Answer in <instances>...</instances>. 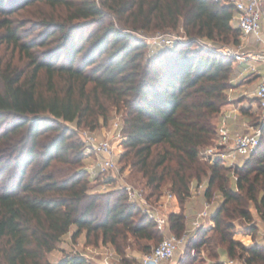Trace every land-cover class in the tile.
Wrapping results in <instances>:
<instances>
[{"label": "trees", "instance_id": "trees-1", "mask_svg": "<svg viewBox=\"0 0 264 264\" xmlns=\"http://www.w3.org/2000/svg\"><path fill=\"white\" fill-rule=\"evenodd\" d=\"M37 3L50 8L40 45L56 41L65 61H51L52 50L36 54L34 41H22L23 24L9 17ZM262 12L264 18V0ZM234 15L226 0H0V44L26 56L23 63L0 59V264H97L80 252L57 263L46 258L73 226L72 237L84 230L121 255L132 244L142 253L153 248L140 240L159 238L155 222L123 188L95 190L101 182L91 183L85 143L70 126L93 130L112 108L121 112L124 167L140 176L147 197L169 191L182 206L168 215L169 230L184 231L183 205L205 177V197L214 189L222 196L210 241L231 259L239 250L243 264H264L250 210L264 220V126L259 145L233 169L200 156L229 102L234 61L217 50L240 42ZM94 25L87 36L77 33ZM178 28L182 40L148 57L135 34ZM204 236L197 229L192 248L205 244Z\"/></svg>", "mask_w": 264, "mask_h": 264}, {"label": "built area", "instance_id": "built-area-1", "mask_svg": "<svg viewBox=\"0 0 264 264\" xmlns=\"http://www.w3.org/2000/svg\"><path fill=\"white\" fill-rule=\"evenodd\" d=\"M232 3L235 8L234 19L237 27L240 29L241 36L238 45H225L218 49L223 55L232 58L234 63L243 65V71L248 74H257L260 81L253 89V95L259 100L261 112L257 124L248 132H232L223 118L217 126L216 137L212 144L200 150V156L208 162L220 159L226 165H234L238 157L249 156L259 145L264 126V71H261L259 64L264 65V18L262 12V0H226ZM161 36V35H159ZM182 38H171L161 36L155 39L158 46H171ZM205 48H210L209 43L203 41L198 42ZM249 45H254L250 48ZM115 132L113 136L98 138L91 131L81 130L78 132L80 138L85 143L87 154H93V162L88 166L89 176L93 179L101 178V190L107 191L108 185L113 179L122 180L121 176L117 177L118 172L117 161L118 154L114 145V139L118 140L122 145L124 136L120 130V126L115 124ZM234 182L236 175L232 171ZM194 185V184H193ZM191 186V194L200 193L204 190L201 182ZM120 188L126 192L130 202L135 204L143 213L152 219L159 230H164L168 225V213H165L163 206L166 201L175 197L169 191L161 194L154 203L147 197L143 189L124 181ZM206 188V187H205ZM165 201H161V199ZM211 203L204 202L203 207L197 215L190 221V230L193 231L191 236L195 234L197 228L201 227V220L210 217ZM187 229L181 235L173 233L163 236L162 239L148 252L142 253L134 264H164L171 260L176 250L186 242L188 236ZM262 233H264V220L262 221ZM112 257L114 252L108 250ZM86 257V256H85ZM110 258V257H108ZM229 264L233 263L230 259Z\"/></svg>", "mask_w": 264, "mask_h": 264}, {"label": "rangeland", "instance_id": "rangeland-1", "mask_svg": "<svg viewBox=\"0 0 264 264\" xmlns=\"http://www.w3.org/2000/svg\"><path fill=\"white\" fill-rule=\"evenodd\" d=\"M7 3H8V0H6V4ZM58 11L61 12L62 14L66 12L64 8H59ZM58 11H56V13H58ZM48 12H50V8L48 6L44 5L43 3H37L34 5L27 6L26 8L19 9L13 14H11L9 17L15 20V24L17 25L23 24L20 29L21 34H22V41L23 40L24 41L26 40L34 41L37 44V46L34 47L33 49L36 54H41L40 52L44 53V51L47 53V51L49 52L50 50H52L54 55L52 56L51 61H54V60L57 62L65 61L67 59L65 50H63V48L60 49V47L57 46L56 41L47 40V43L40 45V42H42V38L44 34L43 32L44 29L40 27V24L42 22L43 15ZM88 21L89 20H79L76 22L85 25L87 24ZM95 28L96 26L94 25V27L91 26L90 29H79L77 33L78 34L83 33L85 36H87L89 34V31L94 30ZM1 32H2V29H0V33ZM135 34L146 43V47L144 49V54L146 57L156 52L158 48L160 47L154 42L156 38L160 39L161 36H166V37H171V38H183V32L181 28H178L177 30H173V31L170 30L168 32H161V33L155 32V33L146 34V33H141L139 31V32H135ZM195 47L196 46H193V48ZM0 59L3 62L9 59H12V62H16L19 60L23 63L26 60V56L23 54L21 55V57H19L18 52L14 51L11 45H6L5 43H1L0 44ZM234 67H235V73L232 79V84H234L235 82H238L239 79L244 81V79L248 80L250 78L249 76H246V75L244 76L245 72L241 73L239 71V68H243V65H241L240 67L239 64L234 63ZM251 91L252 90H248L247 94L250 95ZM260 112L261 111H256V114H260ZM109 115L110 117L106 123H104V121L100 119L99 126L93 130H90L88 128H83V127H78V126H75L74 124H70V126L72 129L76 130V132H80L81 130L91 131L98 138L113 136L115 129H116L115 124L117 123L119 126L121 125V112L117 111L116 108H112ZM258 118L259 117L254 115L251 123L255 122L254 125H256ZM113 141H114V145L116 147V151L118 154V161H117L118 172L116 176L117 177L121 176L123 178V182L126 181L127 183L133 184L134 186L143 189L144 192H147L146 189L143 188L142 186V179L140 178V176L137 173H135L132 169H130L128 166L124 167V162L120 159L121 154L124 152L123 145L119 144L120 141L118 142V140L114 139ZM89 154L90 155L87 154V151L84 152V158L82 162L83 167L86 170L88 169V166L93 162V154L92 153H89ZM247 157H238L236 159L235 164L230 165L229 167L233 169V167H235L236 165L237 166L241 165ZM228 174L230 178L228 181V184L229 186L234 187L235 182L233 179L232 171L228 172ZM90 179H91V183H95V181L97 180L101 182L100 177H97L96 179H93L90 177ZM123 182L122 180H119V178L113 179V182L107 186L108 187L107 190L120 187ZM201 183L204 186V190L200 191V193L191 194V196L187 198V199L189 198L191 199L192 197L198 195L197 197L198 200L193 198L189 200V202H186V206H185L186 207L185 229L189 230L187 233L189 237H187L186 242L182 244L176 250L174 257L171 260L165 262L164 264H189V263H192V264H229L228 261L231 259V257H228L226 255L223 247L216 246L213 242L210 241V238H211L210 236L213 234V231H211L210 228L214 226V222L212 218H211L212 220L211 224L209 223L210 222L209 218H206V221L204 222L205 225H203L202 223L201 227H199L205 230L204 238L206 239V243L200 246H194L192 248L191 244L197 235V230H196L195 234L191 236V234H193L192 233L193 231L190 230V220H191V215H193L192 209H191L192 203L199 204L198 205L199 207L201 206L203 207L204 202H205L204 200L206 199L208 200V202L211 203V211H212L215 208L217 209V207L220 205L221 200H222V196L220 192L216 189L213 190L212 196L210 198L204 199L202 192L205 191V187L207 185L205 177L201 180ZM95 190L102 191L101 183L98 186H96ZM165 192L166 191L164 190L163 193ZM150 199H151V202L154 203V199L153 198H150ZM160 199L161 201H165L162 198ZM196 201L198 202L196 203ZM168 202L165 203L164 205L165 208H163L165 213H168V211L171 209ZM181 207H182L181 204L178 203L177 209L179 211ZM250 210L252 213L253 221L259 225V228L256 231V239L258 241H263L264 233H262L261 231L262 222L260 221V218L258 217L252 205L250 206ZM207 224H210V225L207 227ZM239 225L240 224H237L236 227L241 228L239 227ZM75 229H76L75 226L71 227L70 231L61 237L59 242L56 244L55 248L47 254L46 258L50 262L57 263L59 260L67 256L68 254L80 252L84 256H86L91 262L97 263V264H134L143 252L140 249L141 245H140V248H138V246H136L135 244H132L131 247L126 250L125 254L121 255L114 250L111 244L102 243L100 240L97 241L93 235H91L89 238H86L84 230L81 231L78 234V236L72 237V234L74 233ZM159 233H160V236L156 241L143 239V240H140V244L142 245L151 244L150 248H152L162 239L163 236L169 235L170 230L166 227L164 230H160ZM242 234L243 233L239 234L238 236V238H241V240L243 238ZM130 241L133 242L132 239H130ZM108 250H112L114 252V255L112 257L108 254L109 253ZM239 253L240 251L238 250L237 255L234 258H232V260H234V263L236 262V263L243 264V259L239 258Z\"/></svg>", "mask_w": 264, "mask_h": 264}, {"label": "crops", "instance_id": "crops-1", "mask_svg": "<svg viewBox=\"0 0 264 264\" xmlns=\"http://www.w3.org/2000/svg\"><path fill=\"white\" fill-rule=\"evenodd\" d=\"M232 23H233V25H236L235 20H233ZM249 47L253 49L254 45H249ZM240 67H241V65H240ZM243 68H244V66H243ZM243 68H239V71L241 73H244ZM259 68L261 69V71H264V65L263 64H259ZM245 75L249 76L250 78L248 80L244 79V81L239 79L238 82H235L233 84V86L227 91V94L229 96V102L221 108V111H220L219 116H218V123L223 118H225L226 123L232 132H236V131L248 132V131H250L251 128L255 124V122L251 123L254 115H256L257 117H259V115H260V114H256V111H261L259 100L252 94L253 89L255 88L256 84L260 81V76H258L257 74H248L247 72H245L244 76ZM248 90H252L250 92V95L247 94ZM202 195L205 199L206 197H205L204 192H202ZM197 197H198V195L192 197L191 199H193V198L197 199ZM191 199L190 198L186 199V201L183 205L184 214H186V207H185L186 202H189V200H191ZM204 201H208V200L205 199ZM167 202L169 203V206L171 208L168 211V215L171 212H178L179 211L177 209L179 202L176 199V197L171 198V200H167L166 203ZM197 202L198 201H196V203ZM198 205L199 204H195V203H192V205H191V209H192V213H193V215H191V220L197 215L199 210H201L202 206L199 207ZM163 208H165V207L163 206ZM215 211H216V208L211 211L210 217H208L210 220V222H209L210 224L212 223L211 218H212V215ZM185 220H186V215H185ZM205 221H206V218L202 219L201 225H202V223H203V225H205V223H204ZM210 224H207V227ZM185 225H186V223H185ZM166 227L168 228V225ZM171 233L172 232L170 231V234ZM233 264H242V263H236V262L234 263V260H233Z\"/></svg>", "mask_w": 264, "mask_h": 264}]
</instances>
